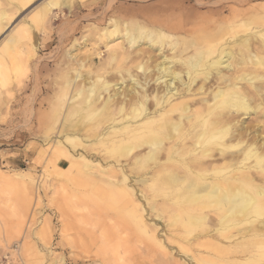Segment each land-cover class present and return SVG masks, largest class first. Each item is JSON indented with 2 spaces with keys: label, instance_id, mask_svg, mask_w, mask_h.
<instances>
[{
  "label": "rangeland",
  "instance_id": "obj_1",
  "mask_svg": "<svg viewBox=\"0 0 264 264\" xmlns=\"http://www.w3.org/2000/svg\"><path fill=\"white\" fill-rule=\"evenodd\" d=\"M2 1L13 19L0 31V264H264L260 246L264 243L242 239L243 243L233 244L243 227L221 235L216 231L222 216L218 209L191 207L181 187L164 185L171 171L190 185L192 173L185 165L161 161L150 170L137 169L131 157L122 159L118 167L102 169L110 171L108 175L101 174L97 168L106 160L114 163L115 155L107 154L109 144H96L102 132L95 124L102 102L93 105L96 116L86 120L85 131L80 132L84 141L77 147L66 139L72 130L60 133L63 111L59 110L66 94L73 96L76 87H84L87 93L89 83L107 72L115 81L119 79L125 65L111 61L110 48L114 42L124 49L128 45L120 35L111 39L102 35L113 23L157 27L181 44L193 41L204 49L217 44L218 52L220 46L230 47L260 30L264 0H76L38 27L32 23L31 12L46 0H34L25 9L14 0ZM24 26L31 27V36L15 33ZM253 45L258 48V41ZM141 47L162 61L159 51L145 43ZM166 48L164 54L172 56ZM99 51L101 57L96 56ZM221 69L228 83L224 85L215 73L199 91L204 80L198 78L188 98L191 109H200L218 89H231L233 81H239L254 110L234 114V127L249 129V139L258 138V131L264 137V68L249 63ZM77 72L83 78L68 90L67 82ZM83 109L78 107L68 124L84 117L88 111ZM245 147L241 143L230 152L241 154ZM57 149H63V155ZM81 154L86 158L81 159ZM211 163H221V158ZM87 165L91 174L85 171ZM121 165L131 179L127 183L122 181ZM247 165L254 166V159ZM155 171L163 174L152 178ZM252 172L257 174L256 169ZM127 186L135 190V200L142 205L129 203ZM181 209L205 213L206 225L197 230L172 225ZM137 216L144 218L149 234L138 225ZM231 236L235 237L230 241Z\"/></svg>",
  "mask_w": 264,
  "mask_h": 264
},
{
  "label": "bare ground",
  "instance_id": "obj_2",
  "mask_svg": "<svg viewBox=\"0 0 264 264\" xmlns=\"http://www.w3.org/2000/svg\"><path fill=\"white\" fill-rule=\"evenodd\" d=\"M14 1L24 9L34 2V0ZM75 1L46 0L42 6L32 10V23L37 27L45 25L51 14L56 16L58 14L55 13L56 10L61 11L64 5H71ZM2 2L0 0V31H3L6 26L8 27L13 19L11 13L3 9ZM261 20L264 22V17ZM110 22H115V20ZM21 27L17 31L15 30V33L23 35L22 37L31 36V27ZM13 30L14 28L10 31V35ZM102 33L108 39L120 35L119 39H124L127 42L126 49L120 44L116 45V42L113 43L114 47L110 48L111 61L123 63L125 66L120 70V77L117 81L108 76L110 72H107V76H99L95 81L88 82L87 93L83 92L84 87L78 86L74 90L73 96L66 94L67 100L64 99L65 101L59 105V110L63 111V113L61 112L63 114L61 135L72 130V135L70 134L66 138L68 141L74 142V146L84 141L82 140L84 132L83 134L80 132L82 129L85 131L86 120L96 116L93 105L102 102V108L98 112L100 115L96 116L100 117L99 121L94 119L97 127L102 128V132L95 135L96 144L104 146L109 144L107 154L114 153L115 155L114 163L106 160V165H100L97 168L101 174L108 175L110 171L102 169L117 166L121 164L122 159L131 157H133V165L136 168L142 167L149 170L161 161L181 163L191 170L192 182L190 181V185L187 184L189 181L177 179V174L171 171L170 175L164 179L165 186L170 189L181 187L184 192L183 198L191 207L218 209L222 216L219 219L220 228L216 231L221 235L243 227L240 238H237L233 244L243 243L242 239L249 243L250 239H254L255 242L259 241L260 243L261 241L263 244L264 137L258 131V138L249 139V129L243 131L234 127L236 119L234 114L240 111L248 113L254 110L250 104L249 96L242 91L239 81H233V88L218 89L214 92L211 101L204 100L198 110L191 109L188 98L192 92V86L198 78L202 77L204 80L199 91L205 88V83L215 73L226 85L228 79L222 74L221 68L231 70L234 64L247 65L249 63L264 68V25L260 26L258 32L237 39L230 47L220 46L218 52H216L217 44L208 49L200 47L193 41L181 44L180 41L172 40L174 36H170L160 28H152L142 23H133L132 25L125 23L120 27L113 23V26L104 28ZM253 41H258V48H255ZM12 42L15 44L17 40ZM142 43L152 50L159 51L162 61H156L152 52L146 51L148 48L143 50L141 47L142 49H139ZM167 45L172 55L170 57H168L170 53L164 54ZM190 49L193 51L190 52ZM96 56L101 57L102 51H99ZM153 59L154 64H151ZM84 62L81 61L79 66H83ZM80 78L83 76L77 72L76 77L67 82L68 90L70 87L73 89ZM151 83H154L153 88ZM103 93H107V97H104ZM81 106L88 111L86 115L78 122L68 124L70 116ZM104 111L109 113L105 115ZM241 143H246L244 150L240 151L241 154L230 152V150L238 149ZM84 148L86 149L87 146ZM143 150H145L144 153H142ZM56 151L61 155L64 153L63 149ZM135 153L136 155H134ZM216 157L221 158V163L213 165L211 161ZM80 158L85 159L86 157L81 154ZM252 159H254L255 165H247V161ZM120 168L122 169L120 173L124 175L122 181L129 182L131 179L126 174L123 165ZM253 169H256L258 175L253 174ZM85 171L91 174L92 168L87 165ZM162 174L163 172L155 171L152 178ZM211 176L212 178H209ZM143 180L146 179L143 178ZM116 186L122 187L119 183H116ZM127 187L130 188V192L127 190L124 192H126L129 203L142 205L138 200H135L137 194L135 190L132 187ZM200 209L198 208V210ZM207 217L205 213L192 214L190 210L181 209L179 214L177 212L174 217L172 225L181 224L187 229L197 230V228L206 225ZM137 221L138 225L147 231L144 218L137 216ZM153 236L155 237V235ZM234 237L231 236L230 241ZM260 246L264 248V245Z\"/></svg>",
  "mask_w": 264,
  "mask_h": 264
}]
</instances>
